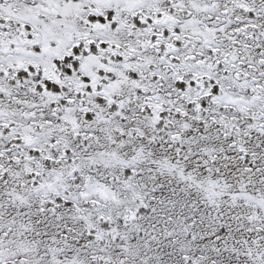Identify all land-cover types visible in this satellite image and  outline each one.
I'll use <instances>...</instances> for the list:
<instances>
[{
	"label": "snow or ice",
	"instance_id": "snow-or-ice-1",
	"mask_svg": "<svg viewBox=\"0 0 264 264\" xmlns=\"http://www.w3.org/2000/svg\"><path fill=\"white\" fill-rule=\"evenodd\" d=\"M0 264H264V0H0Z\"/></svg>",
	"mask_w": 264,
	"mask_h": 264
}]
</instances>
